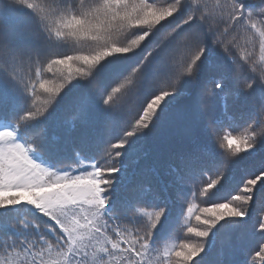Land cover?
Here are the masks:
<instances>
[{
  "label": "snow or ice",
  "instance_id": "snow-or-ice-1",
  "mask_svg": "<svg viewBox=\"0 0 264 264\" xmlns=\"http://www.w3.org/2000/svg\"><path fill=\"white\" fill-rule=\"evenodd\" d=\"M244 234L264 0H0V264H264Z\"/></svg>",
  "mask_w": 264,
  "mask_h": 264
},
{
  "label": "trees",
  "instance_id": "trees-1",
  "mask_svg": "<svg viewBox=\"0 0 264 264\" xmlns=\"http://www.w3.org/2000/svg\"><path fill=\"white\" fill-rule=\"evenodd\" d=\"M257 54L259 53V47L257 44L256 48ZM66 54H71V52H67ZM148 156L146 159L142 162L145 165H154V166H159L161 164V160L157 157L156 155V150L154 149L153 145L149 143L146 146ZM70 162V161H66ZM248 167H251V164H248ZM218 175V172L212 171L207 174V176H211L212 178H215V176ZM207 176H201L195 185V192H196V197L194 199V203L200 204V206H204L203 203H201L202 198L199 197V189L203 187L205 183H207ZM249 177H245L247 179ZM214 202H220V201H214ZM193 226H195V221L193 220ZM181 238L183 237V234L181 233ZM234 240L238 244V249H237V259H243L242 255V250L243 249H251L255 250L260 243H264V237L260 236L259 234H256L255 236H249L247 234L241 235L239 238L234 237Z\"/></svg>",
  "mask_w": 264,
  "mask_h": 264
}]
</instances>
